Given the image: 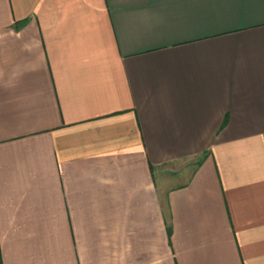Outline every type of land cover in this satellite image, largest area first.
Returning a JSON list of instances; mask_svg holds the SVG:
<instances>
[{
	"label": "crops",
	"instance_id": "obj_1",
	"mask_svg": "<svg viewBox=\"0 0 264 264\" xmlns=\"http://www.w3.org/2000/svg\"><path fill=\"white\" fill-rule=\"evenodd\" d=\"M0 264H264V0H0Z\"/></svg>",
	"mask_w": 264,
	"mask_h": 264
},
{
	"label": "rangeland",
	"instance_id": "obj_2",
	"mask_svg": "<svg viewBox=\"0 0 264 264\" xmlns=\"http://www.w3.org/2000/svg\"><path fill=\"white\" fill-rule=\"evenodd\" d=\"M182 167H178L175 171L167 173V177L177 178L176 180H183L184 177L187 175V172H181L183 170V163L181 164ZM189 175V174H188Z\"/></svg>",
	"mask_w": 264,
	"mask_h": 264
}]
</instances>
